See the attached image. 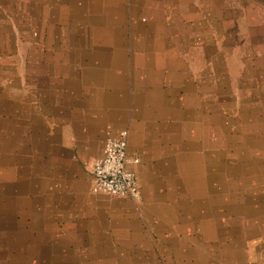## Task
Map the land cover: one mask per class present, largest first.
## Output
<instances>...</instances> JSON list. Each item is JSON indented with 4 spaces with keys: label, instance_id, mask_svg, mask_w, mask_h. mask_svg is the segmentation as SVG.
<instances>
[{
    "label": "crops",
    "instance_id": "obj_1",
    "mask_svg": "<svg viewBox=\"0 0 264 264\" xmlns=\"http://www.w3.org/2000/svg\"><path fill=\"white\" fill-rule=\"evenodd\" d=\"M18 1L48 30L56 18L65 29L90 17L56 50L41 38L42 53L26 55V85H7L21 74L11 58L23 55H3L1 37L16 45L5 9ZM227 7L232 0H0V263L264 264V199L213 194L211 169H225L215 144L224 153L227 141L210 143L209 119L196 116L218 93L194 42L221 29ZM120 130L138 159L136 201L91 192L92 161Z\"/></svg>",
    "mask_w": 264,
    "mask_h": 264
},
{
    "label": "rangeland",
    "instance_id": "obj_2",
    "mask_svg": "<svg viewBox=\"0 0 264 264\" xmlns=\"http://www.w3.org/2000/svg\"><path fill=\"white\" fill-rule=\"evenodd\" d=\"M227 9L234 11L218 15L221 29L199 31L194 42L195 55L199 53L207 61L200 69L208 74L211 91L214 86L216 90H213L218 93L209 96V107L196 116L200 123L204 118L209 119L210 143L219 135L227 141L224 153L222 146L215 144L216 150L220 151L216 164L224 165L225 169L218 175L214 167L211 169L213 194L226 201L245 197L261 201L264 199V0H232V7ZM5 10L10 13L5 18L12 20L15 26L14 30L5 32L13 35L16 45L10 46L8 40L6 45L7 35L2 31V54L23 55L16 61L11 58L21 74L6 77L3 83L7 85L17 82L18 85H26L30 69L26 55L42 53L40 45H36L41 38L48 37L52 41L50 49L56 50L59 39L65 37L69 40L83 35L85 31L74 26L90 17L88 12L81 14L77 22L71 18L72 24H66L65 29L58 28L61 21L56 18L55 28L48 30L45 23L32 24L25 6L21 4ZM97 16H100L99 12ZM214 18L203 15L205 22L215 21ZM6 25L10 24L7 22ZM68 48L72 46L69 44ZM21 96L25 100V94ZM195 106L200 107V104L195 103ZM218 208V213L228 215L227 207ZM0 256L7 257L4 254Z\"/></svg>",
    "mask_w": 264,
    "mask_h": 264
},
{
    "label": "built area",
    "instance_id": "obj_3",
    "mask_svg": "<svg viewBox=\"0 0 264 264\" xmlns=\"http://www.w3.org/2000/svg\"><path fill=\"white\" fill-rule=\"evenodd\" d=\"M137 162L136 157L127 154V132L108 133L101 154L92 161L89 170L91 192L139 200L141 189L137 175L130 166Z\"/></svg>",
    "mask_w": 264,
    "mask_h": 264
}]
</instances>
